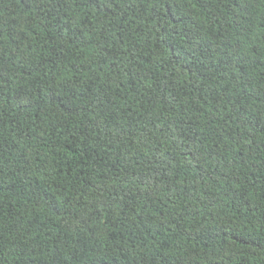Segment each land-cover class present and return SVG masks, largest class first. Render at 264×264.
Instances as JSON below:
<instances>
[{
  "label": "trees",
  "instance_id": "trees-1",
  "mask_svg": "<svg viewBox=\"0 0 264 264\" xmlns=\"http://www.w3.org/2000/svg\"><path fill=\"white\" fill-rule=\"evenodd\" d=\"M0 264H264V0H0Z\"/></svg>",
  "mask_w": 264,
  "mask_h": 264
}]
</instances>
